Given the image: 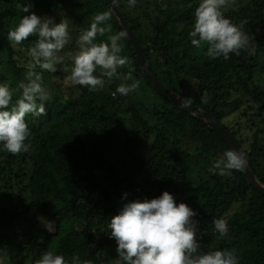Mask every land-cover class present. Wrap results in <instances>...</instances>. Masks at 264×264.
<instances>
[{"label": "trees", "instance_id": "obj_1", "mask_svg": "<svg viewBox=\"0 0 264 264\" xmlns=\"http://www.w3.org/2000/svg\"><path fill=\"white\" fill-rule=\"evenodd\" d=\"M116 2L157 79L212 115L243 148L250 170L264 185V87L254 83L258 69L264 72V0H230L222 9L232 23L243 22L249 37L248 48L230 53L228 60L208 57L207 45L191 44L188 34L201 0H137L133 8L127 0ZM20 5H31L29 12ZM57 11L63 16L56 23L67 19L72 24L71 39L60 52L64 60L54 73L30 69L28 50L38 37L30 35L13 46L7 38L11 23L30 13L55 16ZM106 11V0H0V84L13 90L10 104L21 97L18 85L27 83L29 70L41 74L47 91L44 113L25 116L28 151L0 149L3 264H36L45 251L62 255L67 264L74 256L91 264L118 262L107 224L120 209L115 205L119 196L133 192L136 197L130 201L150 200L164 191L197 213L192 219L198 221L202 252L230 250L239 264H264V196L247 184L242 172L226 177L209 171L229 148L201 120L152 89L126 37L120 41V55L128 63L118 69L120 79L109 82L105 77L104 86L95 91L65 82L79 35ZM101 26L106 30L95 43L122 31L112 13ZM129 71L150 93L140 106L127 96L112 95L121 83H132L123 79ZM203 93L207 103L201 102ZM234 114L230 125L227 120ZM244 118L248 135L237 122ZM188 141L193 153L183 148ZM195 167L202 172L197 179L191 174ZM218 218L227 221L228 234L222 238L214 230Z\"/></svg>", "mask_w": 264, "mask_h": 264}, {"label": "clouds", "instance_id": "obj_2", "mask_svg": "<svg viewBox=\"0 0 264 264\" xmlns=\"http://www.w3.org/2000/svg\"><path fill=\"white\" fill-rule=\"evenodd\" d=\"M230 0H201L194 10V22L189 32L191 44L197 48L207 45L206 55L210 58L229 59L230 53L239 54L247 49L249 37L243 31V22L239 25L226 18L222 9L228 7ZM137 0H127L129 8L135 7ZM164 7V4H161ZM21 11L29 12L31 5H20ZM111 18V12L98 13L93 18L89 29L84 30L76 43L78 51L72 56L73 66L65 82L71 85L86 86L89 91L102 88L105 77L121 78L118 69L128 63L127 57L120 55V41L127 36L126 31H119L108 37L107 42L95 43L97 34H103L101 26ZM111 28V25H108ZM35 34L38 39L28 50L32 58L30 69L56 72V65L64 60L60 55L71 37L68 20L56 23L53 17L25 15L15 29L8 32V40L13 46ZM100 72V75L94 73ZM155 74V73H154ZM27 83L20 82L21 97L10 104L13 90L7 84H0V149L11 154L27 152L25 143L30 135L26 114L44 113V101L47 91L42 86L41 74L29 70ZM112 95L117 93L127 96L139 87L131 71ZM178 95V94H177ZM207 93L201 97L202 103L208 102ZM37 100L41 101L37 104ZM191 99L180 100V107H189ZM245 156L236 150H226L223 158L213 162L209 171L220 176L231 177L234 172H242L246 167ZM127 193L121 197L126 199ZM197 213L185 203H176L175 197L164 191L156 198L136 199L123 203L117 214L107 224L109 238L114 239L118 264H239L235 252L230 250H211L202 252L197 242V223L193 220ZM214 230L219 236L228 234L227 221L218 218L213 221ZM36 264H67L62 255L45 251ZM72 264H91L73 257Z\"/></svg>", "mask_w": 264, "mask_h": 264}, {"label": "water", "instance_id": "obj_3", "mask_svg": "<svg viewBox=\"0 0 264 264\" xmlns=\"http://www.w3.org/2000/svg\"><path fill=\"white\" fill-rule=\"evenodd\" d=\"M109 10L112 13L113 17L117 21L119 27L122 31H126L127 40L131 45L133 54L136 58L137 65L141 74L146 79L147 83L157 91L164 99L168 100L173 104L179 111L183 113L191 114L193 117L201 120L209 129H211L225 144L229 149L236 150L241 152L247 161L245 169L242 171L243 176L247 184L258 194L264 196V185H262L254 173L250 170L248 166V160L243 148L238 144V142L227 132V130L210 114L206 111L194 106L190 103L189 107L181 108L180 100L184 99L183 97L177 95L174 91L165 87L154 74L150 64L147 61L145 52L128 22L122 15L116 0H106Z\"/></svg>", "mask_w": 264, "mask_h": 264}, {"label": "rangeland", "instance_id": "obj_4", "mask_svg": "<svg viewBox=\"0 0 264 264\" xmlns=\"http://www.w3.org/2000/svg\"><path fill=\"white\" fill-rule=\"evenodd\" d=\"M62 13H63L62 11H57V12L54 13L55 14V16H54L53 13L49 12V13H46V14H43V15H39V16L54 17V20H56V19H58L59 15L63 16ZM19 22H20V20L12 22L11 23L12 28L15 29V27L19 24ZM68 24L72 25L71 22H69V21H68ZM2 56H3V54H2ZM2 56H0V59H4ZM124 67H126V66H122L121 69L124 68ZM259 70H260V68L258 69V71ZM258 71H257V73L254 76V83H255V85H260V86L264 87V72L258 73ZM147 95L148 96L150 95L148 89L146 90V87L143 86V83H139V87L134 92L129 93L127 95V99L130 102L139 104L138 106H140L142 103L145 104V100L144 99L146 98ZM127 99L125 101H127ZM121 110L124 112L123 116H127L126 113H125V105L122 106ZM235 119H236L235 114L231 115V116H229L227 122L231 123L230 125H232V124H234ZM247 119L248 118L237 119V122H238V124H240L241 130L243 131V133L245 135L249 134V131H247V127H246ZM183 148L184 149L186 148V150H188L190 153H193L195 151V147H194L193 143H191L189 141L188 142H184ZM191 174H192V178L193 179H197V177L199 175H201L202 172H200L199 169H197V167H195V168L192 169V173ZM121 197L122 196H119V198H118L119 200L115 203V205L118 206V208H120L123 203L129 202L131 199L135 198L136 195H134V193L131 192V193H128L126 199L122 200ZM53 228L55 229V226H53L52 229ZM3 263H5V261L3 259V255L0 254V264H3ZM113 264H118V262H114Z\"/></svg>", "mask_w": 264, "mask_h": 264}]
</instances>
